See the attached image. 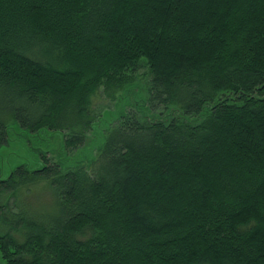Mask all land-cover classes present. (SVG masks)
Returning a JSON list of instances; mask_svg holds the SVG:
<instances>
[{"label":"trees","instance_id":"trees-1","mask_svg":"<svg viewBox=\"0 0 264 264\" xmlns=\"http://www.w3.org/2000/svg\"><path fill=\"white\" fill-rule=\"evenodd\" d=\"M138 75L164 117L0 178L6 264H264V0H0V146L11 118L82 143Z\"/></svg>","mask_w":264,"mask_h":264},{"label":"rangeland","instance_id":"rangeland-1","mask_svg":"<svg viewBox=\"0 0 264 264\" xmlns=\"http://www.w3.org/2000/svg\"><path fill=\"white\" fill-rule=\"evenodd\" d=\"M142 67L140 74L146 72ZM148 75H138L137 79L127 84L114 97H109L103 91L98 96L97 121L86 132L85 139L77 145H68L65 131L52 130L41 127L36 130L24 128L13 118L8 121L7 142L0 146V178L7 177L18 165L26 164L30 168H39L44 165L42 158L46 154L49 162L61 161L64 166H74L82 163L89 166L102 145L105 130L123 112L134 110L140 115L149 117H164L169 108L159 107L150 109ZM161 108V109H160ZM164 111V113H160ZM47 199V197H46ZM0 264H6L0 257Z\"/></svg>","mask_w":264,"mask_h":264}]
</instances>
